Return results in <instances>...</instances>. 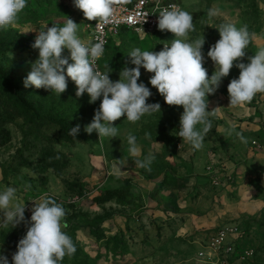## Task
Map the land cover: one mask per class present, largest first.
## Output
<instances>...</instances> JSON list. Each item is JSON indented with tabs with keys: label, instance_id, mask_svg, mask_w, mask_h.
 <instances>
[{
	"label": "rangeland",
	"instance_id": "374dc122",
	"mask_svg": "<svg viewBox=\"0 0 264 264\" xmlns=\"http://www.w3.org/2000/svg\"><path fill=\"white\" fill-rule=\"evenodd\" d=\"M179 1L193 15L195 31L190 39L205 37L202 51L209 78L215 65L207 52L220 38L215 28L220 24L247 25L255 34L247 56L264 47V0ZM213 8L218 15L209 18L208 10ZM67 18L78 24L79 38L89 42L93 21L74 6V0H27L16 23L0 29V72L19 84L18 96L27 114V119H19L0 107V119L7 121L0 128V191L17 189L13 203H25L26 220L42 197H52L63 206L65 231L77 251L61 264H212L214 252L205 247L226 229L233 230L229 241L235 253L230 257L220 253L222 260L264 264V94L250 103L229 105L227 86L240 71L234 66L207 97L208 110H214L208 117L212 130L202 148L195 150L178 136L182 106L167 105L149 83L153 73L141 67L138 83L152 92L147 103H159L161 111L136 123L121 117L114 122L117 137L99 138L97 132L89 134L84 128L92 122L102 97L94 103H89L87 93L77 97L70 78L60 96L24 86L38 58L39 50L31 47L38 32L47 26L62 27ZM172 39L165 33L116 34L104 68L109 65L110 79L117 81L124 67H135L128 56L133 49L158 52ZM62 55L70 53L64 49ZM247 56L242 62L247 63ZM0 96L13 105L20 102L2 84ZM76 125L80 130L74 138L68 132ZM130 134L136 137L137 155L129 151ZM149 154L154 156L150 167L137 166L135 162ZM65 159L69 165L58 174ZM26 231L23 222L16 227L0 225V254L9 264Z\"/></svg>",
	"mask_w": 264,
	"mask_h": 264
},
{
	"label": "clouds",
	"instance_id": "9594fccd",
	"mask_svg": "<svg viewBox=\"0 0 264 264\" xmlns=\"http://www.w3.org/2000/svg\"><path fill=\"white\" fill-rule=\"evenodd\" d=\"M119 3L121 0H74V6L87 20L102 25L113 22ZM26 6L27 0H0V29L14 25ZM157 11L158 29L172 33L174 39L163 43L158 52L133 49L128 56L135 67H124L117 81L110 79L109 65H105L103 72L97 67V60L104 52L99 36L96 43L85 44L77 35L78 24L70 18L62 27L47 26L46 30L38 32L31 45L39 50V54L24 80L25 88H43L60 96L67 90L70 78L76 86L77 97L87 93L89 103L102 97L92 122L84 128L85 132L91 134L95 131L99 138H115L118 129L114 122L121 117L136 123L145 115L161 111L159 103H147L152 92L143 82L138 83L143 67L153 73L149 83L165 103L182 106L178 136L195 150L201 149L205 136L212 130L208 117L214 114V110H208L207 97L216 92L222 78L227 77L234 66L240 71L239 77L232 79L227 86L229 105L250 103L257 94H264V47L247 56L246 49L255 34L249 32L247 25L238 28L233 23L220 24L215 27L220 38L207 52L215 65L209 78L202 51L205 37L190 39V33L195 31L193 15L176 4L163 8L157 5ZM207 15L215 17L218 10L209 9ZM64 49L69 51L68 57L62 55ZM246 56L247 63L242 62ZM197 125L202 127L198 130ZM79 130L80 125H76L68 134L75 138ZM237 135L247 142L241 134ZM145 136L150 138V133ZM127 141L130 153L137 155L136 137L130 134ZM153 160L154 156L149 154L143 161L135 163L148 169ZM16 193L15 187L0 191V212L3 213L0 225L16 227L23 222L27 227L26 235L19 240L12 255L11 264H61L65 256L74 255L77 249L65 231L68 224L63 206L52 197H42L40 202H34L30 220H26L25 203H13L17 200ZM0 264H9L7 256L0 254Z\"/></svg>",
	"mask_w": 264,
	"mask_h": 264
},
{
	"label": "built area",
	"instance_id": "2783aa9c",
	"mask_svg": "<svg viewBox=\"0 0 264 264\" xmlns=\"http://www.w3.org/2000/svg\"><path fill=\"white\" fill-rule=\"evenodd\" d=\"M170 4H176L185 10L179 0H121V3L116 6L112 23L102 25L94 21L90 27L89 42L93 44L96 43L97 37L99 36L103 41L104 48L103 55L97 60V67L99 70L102 72L105 71L103 60L109 43L116 34L121 32H132L140 36H157L161 33H165L170 37H174L170 32L160 31L157 26V5L163 8ZM144 20L145 22H143ZM232 234L233 230H223L205 247L207 250L214 252V254L209 253L212 254L210 256H215L216 258L215 262L212 264H230V260H222L220 253L225 254L227 257L235 253V248L229 241ZM204 255L205 253H201L202 257Z\"/></svg>",
	"mask_w": 264,
	"mask_h": 264
},
{
	"label": "trees",
	"instance_id": "16d2710c",
	"mask_svg": "<svg viewBox=\"0 0 264 264\" xmlns=\"http://www.w3.org/2000/svg\"><path fill=\"white\" fill-rule=\"evenodd\" d=\"M0 84H2L5 88L10 87L12 95H14L17 98V100L20 101L19 104L17 103L18 105H13L14 104L13 101H9L8 99H6V97L0 96V107L12 117H16L19 119L22 118L27 119V114L24 111V107H26V105L21 101V98H19L18 96V92L20 89L19 84L16 83L14 80H11L9 76L2 74L1 72H0ZM6 125H7V121L4 119H0V128H4ZM60 137H63V134H61ZM69 161H70L69 159H65L63 161V166H61V168L59 167L57 170L58 174H61L62 171L68 167ZM57 162L60 163V160H58Z\"/></svg>",
	"mask_w": 264,
	"mask_h": 264
}]
</instances>
